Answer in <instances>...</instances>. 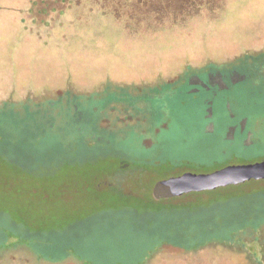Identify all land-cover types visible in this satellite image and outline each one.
Returning a JSON list of instances; mask_svg holds the SVG:
<instances>
[{"label": "rangeland", "instance_id": "374dc122", "mask_svg": "<svg viewBox=\"0 0 264 264\" xmlns=\"http://www.w3.org/2000/svg\"><path fill=\"white\" fill-rule=\"evenodd\" d=\"M115 6H95L89 15L80 6L77 12H84L73 19V9L59 19L51 17V6H37L32 11L35 19L22 21L26 38H21L23 29L16 28L14 14L0 11V110L6 100L16 102L7 106L9 114L0 113V223L9 215L23 218L31 229L45 230L36 236L48 254L76 248L114 262L134 260L146 246L159 243V237L146 246L144 240L166 225L164 219L151 215L152 222L146 213L132 216L108 207L110 201L102 193L111 196L125 189L148 202L152 195L173 197L169 178L192 170L152 175L133 164L111 167L108 160L123 148L150 154V162L160 170L167 166L156 164L167 156L205 163L264 159V105L256 106L264 102V75L249 73L225 90L213 88L217 99L192 85L202 83L195 70L209 61L264 49V0H216L190 13H174L177 6H171L160 18L147 6ZM56 7L60 10L63 4ZM60 25L57 34L54 29ZM69 29H75V35ZM190 65L194 69H187ZM188 71L195 72L186 78L189 86L183 82ZM211 79L225 86L220 75L211 74ZM177 81L163 102L153 100L155 89ZM135 93L140 101L132 99ZM211 103L220 107L216 115ZM247 105H252L250 110ZM239 106L251 115L240 122L246 134L236 135L239 118L225 125L220 121L226 116L222 112L236 116ZM260 189L253 196L223 201L228 206L216 204L190 222L202 220L204 226L212 218L227 223L230 217L238 220L242 213L256 212L249 210L264 206V185ZM198 233L208 238L213 230L206 227ZM1 240L0 264L90 260L69 254L52 261L15 243V237ZM141 264H264V229L228 242L213 238L194 250L165 244Z\"/></svg>", "mask_w": 264, "mask_h": 264}, {"label": "trees", "instance_id": "16d2710c", "mask_svg": "<svg viewBox=\"0 0 264 264\" xmlns=\"http://www.w3.org/2000/svg\"><path fill=\"white\" fill-rule=\"evenodd\" d=\"M93 1H95V6L103 8L106 7L107 4L115 6V8H120L123 7V5H131L133 8H141L143 9L144 6L148 7V10H152L153 13H157L156 17L160 18L161 15H165L168 9L171 8V6H177V9L174 8L175 11L181 12V11H187L188 13L191 12V9L193 7L199 8L201 10L202 7L210 5L211 3H214L216 0H0V11L2 12H11L14 14L13 20L16 21V28L21 27L23 29L22 33L20 34L21 38H26L28 33L26 29L22 26V21L25 20L22 18L24 15L25 10L23 7L18 6L20 4L27 3L31 5L30 7V12L35 10V7L37 6H45V8H53L51 11L53 14L51 17H54L61 14L60 10L57 9L58 3L63 4L62 11L64 9L71 8L73 4H76V6H84V4L91 2V8L93 5ZM205 2V3H204ZM11 3V4H10ZM10 4V5H9ZM18 5V6H14ZM213 5V4H212ZM151 8V9H150ZM34 9V10H33ZM80 9V8H79ZM70 10V9H68ZM46 11V10H43ZM85 11V10H84ZM82 12H74L75 13H83ZM107 11V9H105ZM47 12V11H46ZM122 12V10H121ZM60 13V14H59ZM143 13V11L141 12ZM65 14V13H64ZM63 14V15H64ZM106 14V12H105ZM120 15V12L117 13ZM60 15V16H63ZM76 16V15H75ZM185 16L184 14L181 16ZM21 17L22 19L20 20ZM78 17L81 18V15H78ZM140 17V15H139ZM53 18V19H54ZM73 19V17H72ZM26 21V20H25ZM61 28L62 26H58L54 29V32L57 34L61 33ZM17 32L18 30L15 29ZM63 33H65L63 31ZM62 33V34H63ZM25 36V37H24ZM187 69H194L191 65L188 66ZM195 72H198L199 78L201 79L202 83H197V84H192V85H197L202 88V91H210L214 97L211 98H218L215 94V91L213 88H218L219 91L225 90L228 88V86H232L233 84L243 80L242 76L244 75L248 76V74H258V75H264V49H259V50H246L243 53H240L233 57L232 59L223 61V62H215V61H209L208 63L204 64L203 66H200L196 68ZM193 72H187L185 73V77L183 82L187 84V86L191 85L188 80L186 79L188 76H190ZM211 74H218L222 77L223 82L225 86L220 87L217 83L213 82L211 79ZM232 74L234 76H232ZM238 77V79H236ZM182 80V79H181ZM176 84H179V81H177L174 84H166L164 85L161 89H155L154 98L153 100H161L163 102V99L166 98V93L167 91H170V89L175 86ZM171 93V92H168ZM216 95V96H215ZM132 99H139L140 95L139 93L132 94ZM139 99L138 101H140ZM16 102L14 101H8L4 102L1 105V114H9L11 110H8L7 106L9 104H14ZM164 105V103H163ZM264 105L263 103L256 104V106ZM252 105H250L251 107ZM209 107L211 110L214 111V115H216L220 110L217 104L211 103L209 104ZM226 108V106H223ZM241 111L237 113L236 116H234L231 111H228V116L227 113H223L222 116H224L223 120L220 121L223 123V125L232 123L231 120L234 118L238 119L239 122L235 126V134H246L245 132L241 131V126L240 122L241 120L246 117L250 116V113H247L244 111L245 106H239ZM247 107L250 110V107L247 105ZM255 106L253 105V108ZM79 108V107H78ZM222 108V106H221ZM13 113V112H12ZM162 115L165 116L164 111L161 112ZM230 113V114H229ZM14 114V113H13ZM231 116V117H230ZM230 118V119H229ZM228 121V122H227ZM250 125V129H252V125L250 124V121L247 120ZM235 124V123H234ZM231 125V124H229ZM228 125V126H229ZM227 126V129H228ZM214 130L210 131V133H213ZM253 131V130H252ZM256 134V133H255ZM114 139H119L120 136L118 134H112ZM93 142V140H92ZM96 142V139H95ZM94 142V143H95ZM242 145L245 147L244 143V137L242 136ZM116 146V145H115ZM134 148V146H130ZM252 146H248L246 148H250ZM124 150H121V152L116 153L111 157V160H108L110 163L111 167H114V165L119 164V166L123 169V167H129L131 168V165L133 164L134 167L136 168H141L147 173H150L152 175L160 174V173H170V174H179L181 173L180 171L177 172L180 168L185 169H190L192 171L195 170H201L202 172H208L216 169V167L220 168L223 167L227 164L233 163L232 160L224 158L222 161L218 160L217 162H210V163H205V162H182L178 161L177 159H174L171 156L164 157L160 162L156 165H165L167 168H164L163 170L158 169L154 163L150 162L153 158L150 154L148 155L147 153H143L142 151H131L128 148ZM66 151V150H64ZM69 152V151H68ZM238 157H241L238 155ZM68 160L71 162V159L68 158ZM193 162V163H192ZM116 163V164H115ZM69 165V164H68ZM217 165V166H216ZM221 165V166H220ZM153 166V168L151 167ZM124 168V169H125ZM133 168V167H132ZM135 168V169H136ZM108 170V168L106 169ZM184 170V171H185ZM182 171V170H181ZM177 172V173H176ZM264 185V179H252L249 180L245 183L242 184H236V185H229V186H224L220 187L217 189L213 190H205V191H192L188 192L187 194L183 195V197H156L155 195L151 196V201H143V199H137L134 195L131 193L125 191V189H117L114 190V195L111 194V196H107V193L104 192L102 193V197L107 198L110 203L108 204V207L111 208H116L121 211H125L128 214H133L136 213V211H140L143 213H146L148 216H153V217H159L162 218L166 221L165 226H161L158 228V231L154 230L151 232L144 240V245L146 246L149 244L152 240L154 241V238L159 237V243L155 246V244L150 247L151 245L146 246L143 251L140 253L141 255L139 257H136L134 260L131 257H125V258H120L117 261L114 262H107L102 259H94L92 257L87 256L84 252L79 251L78 249L74 248L72 251L69 252H64L63 254L59 255H53V254H48L46 253L47 251L44 250V248H40L41 242L38 240V236L36 235H43L41 232L45 233V230L41 229H31L28 227V224L25 223V220L22 219H12L9 215L6 217V223H0V238H10V237H15L16 242L15 243H23L26 244L34 249H36L37 253L41 255V257L56 261V260H61L65 258L69 254H74L75 256L80 257H86L90 260H87L88 262L85 261L84 264H141L142 260L158 250V248L162 245L168 244V245H173V246H178V247H183L186 250H194V249H199L204 246L205 241L210 240V239H216L219 240V242H228L232 241L233 238H236V235L239 236L240 239L244 238V236L249 233L250 235L254 233V231L258 229H264V206H259L256 210H249V211H256V212H249L248 214H241L240 219L236 220L234 217H230V221L225 223H219L212 218L207 219V223L203 226V221L200 220L201 222H190V220L194 218H198L200 212L206 213V210L213 207L216 204H219L218 206H222L223 204L228 206L227 203H223L225 200H238L242 199L245 197L253 196L256 193H260L262 191L260 186ZM252 188H255V193H252ZM257 188V189H256ZM254 191V190H253ZM109 197V198H108ZM140 200L142 204H137L136 201L134 200ZM236 198V199H235ZM243 207V206H242ZM123 208V209H122ZM205 214H203L204 216ZM149 217L150 221H154L153 217ZM260 217V218H259ZM253 218V219H252ZM256 221V223H252L251 221ZM237 222V223H236ZM240 222V223H239ZM239 224V226H237ZM223 225V226H221ZM194 226V227H193ZM222 227L220 231H217L216 227ZM204 227V228H203ZM206 227L210 228L213 230V233L211 236L208 238L204 237V234L200 235L198 231H203L206 229ZM203 228V229H202ZM4 229V230H3ZM5 231H8L6 233ZM224 232L222 235L221 233ZM203 236V237H202ZM155 242V241H154ZM234 242V241H233ZM3 241H0V246H3ZM149 249H146L148 248ZM79 255H81L79 257ZM82 260V258H81Z\"/></svg>", "mask_w": 264, "mask_h": 264}, {"label": "water", "instance_id": "95a60500", "mask_svg": "<svg viewBox=\"0 0 264 264\" xmlns=\"http://www.w3.org/2000/svg\"><path fill=\"white\" fill-rule=\"evenodd\" d=\"M252 179H264V159L230 163L208 172L185 171L181 175L169 178L167 182H171L173 186L169 195L176 196L192 191L241 184Z\"/></svg>", "mask_w": 264, "mask_h": 264}, {"label": "crops", "instance_id": "0c3cea01", "mask_svg": "<svg viewBox=\"0 0 264 264\" xmlns=\"http://www.w3.org/2000/svg\"><path fill=\"white\" fill-rule=\"evenodd\" d=\"M93 3V5L94 6H92V8H94L95 7V1H93L92 2ZM11 4V3H10ZM9 4V5H10ZM1 5L2 4H0V7H1ZM14 6H18V5H14ZM31 5H29V4H27V3H24V4H20L19 6H18V8L19 7H23L24 8V10H25V12H26V15L24 16V17H22L23 19H25L26 21L27 20H34L35 19V17L32 15V12H30V7ZM70 6H73V7H71V8H68V9H73V11L74 12H77L78 10H80L79 8H80V6H76V4H73V5H70ZM84 10H86V9H88V11L91 9V2H89V3H86V4H84ZM68 9H64L63 11H62V9H60V12H61V14L60 15H63L64 13H66L67 11H68ZM94 11H96V9H94ZM91 13V11H89V12H87V14L89 15ZM60 15H58V17L57 18H61L62 16H60ZM75 15H76V13H75ZM75 15H73V18L74 17H76ZM82 16V15H81ZM20 18V20L22 19L21 17H19ZM51 25H52V23H51ZM69 31H70V33L72 34V35H75V29H69Z\"/></svg>", "mask_w": 264, "mask_h": 264}, {"label": "flooded vegetation", "instance_id": "af4514ba", "mask_svg": "<svg viewBox=\"0 0 264 264\" xmlns=\"http://www.w3.org/2000/svg\"><path fill=\"white\" fill-rule=\"evenodd\" d=\"M159 198V197H158Z\"/></svg>", "mask_w": 264, "mask_h": 264}]
</instances>
